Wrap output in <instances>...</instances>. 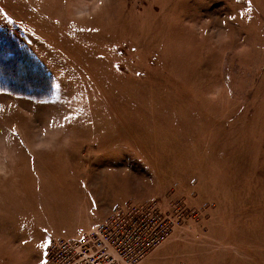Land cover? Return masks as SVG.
Masks as SVG:
<instances>
[{"label": "rangeland", "instance_id": "1", "mask_svg": "<svg viewBox=\"0 0 264 264\" xmlns=\"http://www.w3.org/2000/svg\"><path fill=\"white\" fill-rule=\"evenodd\" d=\"M0 27L54 79L0 92V264L131 204L170 218L139 264H264V0H0Z\"/></svg>", "mask_w": 264, "mask_h": 264}, {"label": "built area", "instance_id": "2", "mask_svg": "<svg viewBox=\"0 0 264 264\" xmlns=\"http://www.w3.org/2000/svg\"><path fill=\"white\" fill-rule=\"evenodd\" d=\"M170 228L169 215L154 206L123 205L84 234L55 238L45 257L48 264H139Z\"/></svg>", "mask_w": 264, "mask_h": 264}, {"label": "trees", "instance_id": "3", "mask_svg": "<svg viewBox=\"0 0 264 264\" xmlns=\"http://www.w3.org/2000/svg\"><path fill=\"white\" fill-rule=\"evenodd\" d=\"M30 78L20 85L12 78L15 70ZM23 79L18 78L16 80ZM52 75L31 50L10 31L0 27V92L47 100L53 93Z\"/></svg>", "mask_w": 264, "mask_h": 264}, {"label": "bare ground", "instance_id": "4", "mask_svg": "<svg viewBox=\"0 0 264 264\" xmlns=\"http://www.w3.org/2000/svg\"><path fill=\"white\" fill-rule=\"evenodd\" d=\"M89 7L87 5H83L79 8H77L76 12H84V11H88Z\"/></svg>", "mask_w": 264, "mask_h": 264}, {"label": "crops", "instance_id": "5", "mask_svg": "<svg viewBox=\"0 0 264 264\" xmlns=\"http://www.w3.org/2000/svg\"><path fill=\"white\" fill-rule=\"evenodd\" d=\"M57 238V237H56ZM54 239H52L50 242H48L47 244H46V246H45V251H46V248L48 247V245L53 241ZM43 257H44V255H43ZM45 258V257H44Z\"/></svg>", "mask_w": 264, "mask_h": 264}]
</instances>
